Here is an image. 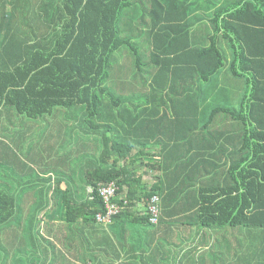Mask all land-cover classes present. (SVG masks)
Returning a JSON list of instances; mask_svg holds the SVG:
<instances>
[{
	"label": "trees",
	"instance_id": "16d2710c",
	"mask_svg": "<svg viewBox=\"0 0 264 264\" xmlns=\"http://www.w3.org/2000/svg\"><path fill=\"white\" fill-rule=\"evenodd\" d=\"M198 22H204V43L193 38ZM145 36L140 52L139 38ZM241 45L245 51L237 50ZM123 47L129 50L125 66L115 58ZM223 68L243 78L249 92L235 108L215 103L196 127L200 86ZM3 112L11 114L6 130L20 125L2 142L11 154L12 144L27 135L26 122L45 125L36 132L38 141L28 144L56 141L48 154L55 177L51 191L62 195L69 236L74 238L76 224L85 231L84 261L94 260L90 232L98 239L108 236L107 224L95 216L105 212L98 188L111 182L117 186L113 202L120 206L112 222L124 217L150 224L147 199L157 195L158 222L179 209L193 210L184 218L203 226L264 227V0H0ZM59 112L87 136L67 135L70 125L55 120ZM220 113L240 129L210 133ZM57 122L61 128L52 136L47 126ZM193 133L200 143H219V150L193 154L198 161L192 176L186 144ZM171 142L180 143L179 149ZM215 155L221 158L215 169L199 167L200 159ZM178 174L180 180L172 177ZM14 204L0 185V225L11 219ZM1 241L0 236L5 252L9 246Z\"/></svg>",
	"mask_w": 264,
	"mask_h": 264
},
{
	"label": "crops",
	"instance_id": "0c3cea01",
	"mask_svg": "<svg viewBox=\"0 0 264 264\" xmlns=\"http://www.w3.org/2000/svg\"><path fill=\"white\" fill-rule=\"evenodd\" d=\"M225 1L239 0H223ZM238 8L240 7L236 6L237 15ZM248 13V16L252 17V10L249 9ZM243 14L245 12L240 11V15ZM202 23L198 22L194 26L195 32ZM205 31L195 35L194 40L204 43ZM144 41L148 43L147 38ZM222 47L227 58H230L228 46L222 43ZM253 49L263 50L261 46H255ZM237 50L245 51L246 46L241 45ZM233 79L235 94L238 97L237 104H239L241 96L249 92V87L246 86L247 83L243 78L235 76ZM231 80L229 75L225 79L215 77L209 85L214 93L225 96V91H228L229 85L231 86ZM130 86L139 87L136 84ZM201 117L198 114L196 127L206 120L207 115L206 118ZM7 121H11V114L3 112L0 116V185L14 196L15 204L11 219L0 225L1 243L4 247L9 246L11 252L9 260H3V264H92V261L96 264L98 262L99 264H264V227L203 226L189 221L191 217L184 218L193 215V210L184 212L179 209L176 210V214L159 221L156 225L143 224L135 221V218L126 220L124 217L117 222L111 221L103 226L108 232L107 238L98 239L97 234L90 232V254L94 260L84 261L82 234H85V231L76 224L73 230L76 232L73 234L74 238L69 236V228L64 220L65 207L61 201L62 195L51 191L55 177L51 172L52 159L48 154L54 150L56 141H43L36 146L28 144L30 135L35 134L38 129L41 131L42 128L41 125L35 127L34 122H26L27 135L21 137L18 144H12L11 154L9 147L2 143L7 136H13L14 132L4 128L3 125H6ZM57 125L58 127L54 123L47 126L52 136H54L53 131L61 128L58 122ZM208 128L210 133L224 134L236 133L240 129L239 125L232 124L228 118L217 119ZM44 129L46 130V127ZM62 134H65L64 130ZM170 144L176 145L177 149L180 147V143ZM186 146L187 171L192 169L194 172L192 176L196 175L198 161L193 154L203 151L201 148H206L210 152L215 148L216 151L219 150V143L207 145L200 143L198 137L190 140L188 138ZM154 150L157 152L158 146H155ZM24 151L31 154L32 161L27 163L13 154L17 152L18 156L24 159L21 154L25 153ZM220 161L218 155L210 157L209 161L202 162L200 159L199 167H203L205 163L206 171L213 170ZM181 176L183 174L172 175L177 180H180ZM90 191V187H85L86 195H89ZM175 197L178 198V194ZM136 208L141 210L140 205ZM93 253H96L97 257H94Z\"/></svg>",
	"mask_w": 264,
	"mask_h": 264
},
{
	"label": "rangeland",
	"instance_id": "374dc122",
	"mask_svg": "<svg viewBox=\"0 0 264 264\" xmlns=\"http://www.w3.org/2000/svg\"><path fill=\"white\" fill-rule=\"evenodd\" d=\"M221 2H223V0H216V3H218V4L221 3ZM203 24H204V22L202 23V25L199 28V30L196 28V32L194 31V27H193V31H194V34L195 35H199V34H201L203 32V30H204ZM145 38H146V36L144 37V39H143V37H140L139 38L140 41H141V44H140V52L143 51V47H144V49L146 47V44H145V41H144ZM127 52H129V50L127 48L123 47V49L121 51H117L115 53V55H116L115 58L118 59V63L121 66H125V57H128L127 54H126ZM130 58H131V56H130ZM123 71H125V70L123 69ZM123 75H125V73H123ZM228 75H229L230 80L232 79L231 80L232 82L230 83L231 86L229 85L228 91H225V93H226L225 96H221V94L214 93L213 90H212V88H211V86L209 85V83H205L204 82V83L201 84L202 87L200 86V88H202V90H201V95L199 96V99H200L199 100V112H198L199 115H201L202 117L205 116V118H206V115L208 116V112L210 111L211 107L215 103L216 104H223V105L228 106V107H231V108L237 107V105H238L237 104L238 103V97L235 94V90H236L235 87H234L235 80L233 79V77H232V75L230 73V70L229 69H226V68H223L222 71H221V73L219 75H217V77L220 78V79L221 78L222 79H225L226 77H228ZM137 88H140V87H137ZM56 114H60L61 117H58V119H55V120L56 121H60V122L62 121V123H65L66 125H70V124H72L75 121V120H69V123H68V120H66L64 118V116L62 115L63 113L59 112V113H56ZM45 116H46L45 117L46 119H48V120L51 119V117L49 115H45ZM220 118H224V116L221 113L215 116L214 121L217 120V119H220ZM9 128L14 131V129H19L20 128V125L17 124V126H15V127H11L9 125ZM70 128L71 129L68 130L69 132H67V135L72 134V136H74V137L75 136H78V137H81L82 136L81 139H83L85 136H87L83 132L80 133V131L76 130L71 125H70ZM37 133H36V135H33V136H31L29 138L30 142L36 143L38 141L37 140L38 139ZM88 136H92V134H90ZM22 156L24 157V160L28 163L29 162V159L25 155H22ZM36 165L38 166V164H36ZM74 168H75V166H74ZM74 168L72 170H74ZM67 173H69V171ZM61 175H63V174H61ZM75 175L78 177V170L76 171ZM63 177L64 178H67V179L69 178V176H65V175H63ZM106 224H108V223H106ZM32 235H33V233H32ZM36 238H38V237L36 236ZM4 251L5 252L0 251L1 254H3L2 257L0 256V264H3L4 261H6L7 259L9 260V254H10L9 253V250L7 249V250H4ZM4 255L5 256H8V257H6L5 259H3Z\"/></svg>",
	"mask_w": 264,
	"mask_h": 264
},
{
	"label": "built area",
	"instance_id": "2783aa9c",
	"mask_svg": "<svg viewBox=\"0 0 264 264\" xmlns=\"http://www.w3.org/2000/svg\"><path fill=\"white\" fill-rule=\"evenodd\" d=\"M116 191L117 186L114 184V182H111L104 186H99L98 194L103 200L105 212L96 214L95 217L98 222H101L103 224L110 223L111 217L120 210V206L117 203L113 202ZM147 209L149 211V223L156 225L158 223V217L160 214L159 196L153 195L152 197L147 199Z\"/></svg>",
	"mask_w": 264,
	"mask_h": 264
}]
</instances>
